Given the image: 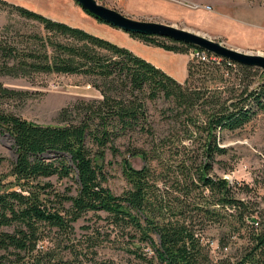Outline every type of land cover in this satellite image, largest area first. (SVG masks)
Masks as SVG:
<instances>
[{
  "label": "trees",
  "instance_id": "1",
  "mask_svg": "<svg viewBox=\"0 0 264 264\" xmlns=\"http://www.w3.org/2000/svg\"><path fill=\"white\" fill-rule=\"evenodd\" d=\"M0 8L33 28L4 27L1 75L84 76L102 96L63 108L58 125L0 110V130L12 137L17 153L7 175L11 181L0 179V264H116L99 258L98 250L119 238L120 249L143 264H264V207L255 200L257 190L213 175L218 158L228 155L219 135L241 130L264 114L262 69L196 57L181 83L131 50L81 28L5 0ZM129 35L174 53L204 51L166 38ZM28 98L27 92L0 83V100ZM159 101L166 104L169 126L158 142L153 140L159 150L131 154L155 166L134 169L126 161L130 187L116 195L106 186V151H115V141L128 135L152 134L149 104ZM52 177L72 180L76 193L72 188L59 193L44 181ZM89 213L106 220L111 231L103 240L77 241L75 224ZM212 227L219 230L216 258L205 237ZM143 245L151 255L141 252Z\"/></svg>",
  "mask_w": 264,
  "mask_h": 264
},
{
  "label": "rangeland",
  "instance_id": "2",
  "mask_svg": "<svg viewBox=\"0 0 264 264\" xmlns=\"http://www.w3.org/2000/svg\"><path fill=\"white\" fill-rule=\"evenodd\" d=\"M5 1L26 7L73 27L81 28L92 35L109 40L133 52L137 51L134 53L138 56V52L145 54L133 46L134 39L129 34L110 25L99 23L87 15L75 0ZM96 1L135 21L172 26L207 37L245 54L264 56V0ZM9 24L23 32H29L33 29L31 23L20 21L9 11L0 8V36L4 27ZM202 52L209 56L207 51L198 53ZM193 53L191 51L184 55L191 57ZM145 55L160 62L162 65L159 64L164 69L177 78L185 73V57L175 56L168 59L154 53ZM140 57L144 56L140 55ZM213 57L217 58L215 55ZM262 74L264 75L263 72ZM0 83L6 88L29 94V98L26 100H0V110L13 113L40 125H58L61 110L78 100L102 98L101 93L91 85L90 80L79 75L41 74L29 79L13 78L0 74ZM165 109L166 104L163 101L149 104L148 120L153 133L150 135L135 133L120 138L114 143L115 151L111 149L106 151L104 161L106 186L114 194L120 195L130 187L124 173L126 161L134 169H142L147 165L155 166V162L147 163L140 155L132 156L131 154L137 149L149 154L159 150L156 148L157 145L156 147L152 145L154 139L158 142L169 130V126L165 123ZM219 137L221 146L228 149V155L218 158L220 163L215 166L213 175L226 178L231 182L236 181L241 185L250 184L257 190V199L255 200L262 203L264 207V114L258 115L243 129L235 132L225 131ZM16 158L17 153L12 137L0 130V179L7 178V181H11L7 175L10 173ZM44 181L52 182L54 189L59 193H66L67 189L70 188L76 193L74 190H76L77 185L72 180H58L57 177H52L44 179ZM240 196L245 197L243 194ZM100 215L103 218L106 217L104 214ZM75 228L76 240L84 242L93 237L103 240L111 231L108 222L99 219L95 213L84 216L75 224ZM8 230L12 231V229ZM218 234L219 230L216 227L209 228L205 233L206 242H210L211 254L214 258L219 256ZM114 236L115 233L112 239ZM122 242L123 239L119 238L116 242L103 243L98 250V257L113 260L116 264H143L120 249ZM141 248V252L151 255V248L145 245ZM62 256L65 260L71 259V256L64 252Z\"/></svg>",
  "mask_w": 264,
  "mask_h": 264
},
{
  "label": "water",
  "instance_id": "3",
  "mask_svg": "<svg viewBox=\"0 0 264 264\" xmlns=\"http://www.w3.org/2000/svg\"><path fill=\"white\" fill-rule=\"evenodd\" d=\"M80 8L107 25L121 32L133 35L156 36L171 39L175 42L196 46L217 57L239 63L246 66L258 67L264 73V56L249 55L240 51L230 49L221 43H217L207 37L194 34L178 28L132 20L114 9L99 4L96 0H75Z\"/></svg>",
  "mask_w": 264,
  "mask_h": 264
},
{
  "label": "crops",
  "instance_id": "4",
  "mask_svg": "<svg viewBox=\"0 0 264 264\" xmlns=\"http://www.w3.org/2000/svg\"><path fill=\"white\" fill-rule=\"evenodd\" d=\"M134 39V38H133ZM133 46L137 49H139L140 51H143L145 52V54H150V53H154L156 55H159L161 56L162 58H174L175 56H179V57H185L186 61H185V73L183 74V76L181 75L179 78H177L175 75H171L166 69H164L161 65L160 62L158 61H155L153 60L151 57H149L148 55H145V54H141L140 52H138L139 56H144L143 58H145L146 60L148 61H151L154 65H156L158 68L162 69L163 71H165L167 74H169L170 76L176 78L177 81L183 83L187 77H188V71H187V67H188V64L191 60V57L189 55H184V54H179V53H174V52H170V51H166L164 49H161V48H157V47H153V46H149V45H146L144 44L143 42L137 40V39H134V44ZM155 49V50H154ZM133 52V51H132ZM137 53V51H134ZM158 62V63H157ZM161 65H160V64Z\"/></svg>",
  "mask_w": 264,
  "mask_h": 264
},
{
  "label": "built area",
  "instance_id": "5",
  "mask_svg": "<svg viewBox=\"0 0 264 264\" xmlns=\"http://www.w3.org/2000/svg\"><path fill=\"white\" fill-rule=\"evenodd\" d=\"M191 57H192V59L197 57V58H199V59L202 60V61H210V60H214V61H216V60H217L216 57L210 58V57H209L206 53H204V52H202V53H197V54L193 53V54L191 55Z\"/></svg>",
  "mask_w": 264,
  "mask_h": 264
}]
</instances>
